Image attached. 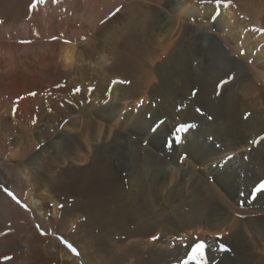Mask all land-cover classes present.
Masks as SVG:
<instances>
[{
    "label": "bare ground",
    "instance_id": "obj_1",
    "mask_svg": "<svg viewBox=\"0 0 264 264\" xmlns=\"http://www.w3.org/2000/svg\"><path fill=\"white\" fill-rule=\"evenodd\" d=\"M32 3L0 0V264H264V0Z\"/></svg>",
    "mask_w": 264,
    "mask_h": 264
},
{
    "label": "snow or ice",
    "instance_id": "obj_2",
    "mask_svg": "<svg viewBox=\"0 0 264 264\" xmlns=\"http://www.w3.org/2000/svg\"><path fill=\"white\" fill-rule=\"evenodd\" d=\"M44 0H35V3H32L29 5L30 8L32 9H35V7L40 4V3H43ZM225 2H227L228 4H231L232 3V0H215V3L217 4H224ZM117 11H119V9H117ZM215 18V17H213ZM0 23H2V21H0ZM53 39H55V37H53ZM67 43V41H66ZM222 84L223 83H227V81H222L221 82ZM195 94V93H194ZM32 95H35V93H32ZM188 127H191L190 125H185V124H181L177 129H176V132L177 134L180 133V132H184L187 130ZM261 140H264V137H261L260 138ZM177 140H179V135H177ZM256 141H253V143H255ZM6 192H8L7 189H4ZM261 190H264V183H261L258 188L256 189V191H261ZM9 195H13L11 192H8ZM13 198L15 199V197L13 196ZM19 202V201H18ZM25 207H27L25 205ZM42 235H44L45 233L41 232ZM0 235H4V233H0ZM158 237H153V239H157ZM63 243H65L70 249L71 251L76 254V255H79L78 251L76 248H74L71 244H69L67 241H62ZM205 248H206V245L201 241L200 243H197L195 244V247L193 248V251L189 257V259H192V260H196L197 261V264H207V258H206V253H205ZM220 248L222 250H225L227 251V246L225 244H221L220 245ZM7 259V257H6ZM184 264H187V261L184 262Z\"/></svg>",
    "mask_w": 264,
    "mask_h": 264
},
{
    "label": "rangeland",
    "instance_id": "obj_3",
    "mask_svg": "<svg viewBox=\"0 0 264 264\" xmlns=\"http://www.w3.org/2000/svg\"><path fill=\"white\" fill-rule=\"evenodd\" d=\"M251 29L253 30V31H255V32H257V33H264V30H263V28H259V26H255V25H252V27H251ZM262 46H264V42L263 43H260V45H258V49H260V47H262ZM257 49V48H256ZM211 51L214 53L215 52V50L214 49H212L211 48ZM243 51H246V50H243ZM216 58L214 59V61H213V66H218V65H220V55L219 54H217L216 53ZM233 56H237V54H233ZM191 93V92H190ZM189 93V94H190ZM191 97V94H190V96H189V98ZM192 99H195V97L193 96V98ZM250 149L248 148V147H242L241 149H240V151L242 152V153H244V152H247V151H249ZM227 153V154H226ZM226 153H224L223 155H222V157H223V161H226V160H232V159H234V157H238V153H234V152H232V153H229V152H226ZM218 164V161L217 162H215V163H213V166L215 165H217ZM128 263V262H127ZM126 263V264H127ZM129 264V263H128Z\"/></svg>",
    "mask_w": 264,
    "mask_h": 264
}]
</instances>
